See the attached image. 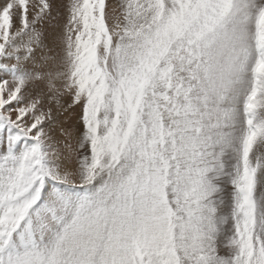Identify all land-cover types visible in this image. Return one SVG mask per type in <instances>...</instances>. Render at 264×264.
Masks as SVG:
<instances>
[{"label": "snow or ice", "instance_id": "6c2138e0", "mask_svg": "<svg viewBox=\"0 0 264 264\" xmlns=\"http://www.w3.org/2000/svg\"><path fill=\"white\" fill-rule=\"evenodd\" d=\"M0 264H264V0H0Z\"/></svg>", "mask_w": 264, "mask_h": 264}, {"label": "bare ground", "instance_id": "6f19581e", "mask_svg": "<svg viewBox=\"0 0 264 264\" xmlns=\"http://www.w3.org/2000/svg\"><path fill=\"white\" fill-rule=\"evenodd\" d=\"M57 6L59 7V5L62 3V0H55ZM109 3H112V4H115V3H118V0H109ZM62 11V9H61ZM55 15V13H54Z\"/></svg>", "mask_w": 264, "mask_h": 264}]
</instances>
